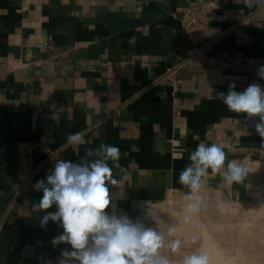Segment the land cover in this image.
<instances>
[{
  "label": "crops",
  "instance_id": "obj_1",
  "mask_svg": "<svg viewBox=\"0 0 264 264\" xmlns=\"http://www.w3.org/2000/svg\"><path fill=\"white\" fill-rule=\"evenodd\" d=\"M205 0H0V264H59L52 239L63 229L44 211L10 204L21 159L33 185L58 160L81 163L101 143L120 149L108 183L109 216H127L164 237L159 254L172 264L205 254L209 264H264V137L259 116L229 111L219 98L243 91L264 65V0H215L210 49L194 59L180 25L183 8ZM84 132V144L68 145ZM200 143L216 144L225 167L248 171L227 184L202 177L197 193L178 183ZM198 195V211H189ZM56 211V206L46 210ZM173 229L172 234L169 230ZM180 240L173 251L169 244ZM91 244V240L89 241ZM71 264H78L72 261Z\"/></svg>",
  "mask_w": 264,
  "mask_h": 264
},
{
  "label": "clouds",
  "instance_id": "obj_2",
  "mask_svg": "<svg viewBox=\"0 0 264 264\" xmlns=\"http://www.w3.org/2000/svg\"><path fill=\"white\" fill-rule=\"evenodd\" d=\"M251 8L253 0H244ZM257 75L264 79V65L257 69ZM219 98L229 111L245 113L248 116H259L256 132L264 137V86L253 82L243 91H236L235 83L229 85L226 93H219ZM84 132L69 133L66 137L68 145L84 144ZM86 157L96 156L98 159L81 163L70 160H58L44 179L35 182V191H42L38 203H34L32 211L45 214L40 226L45 227L49 221L62 227V234L51 241L55 248L61 243L71 246V250H63L59 264H172L159 254L164 246V237L152 229L145 228L139 221L133 222L127 216H109L106 210L111 205L108 183L115 184L112 178V167H119L120 149L111 144L101 143L97 148L85 150ZM225 153L216 144L200 143L189 155L190 164L179 173L178 183L197 193L202 187V177L220 173L227 184L239 183L244 179L247 169L236 161L227 163ZM195 201L189 205V211H198L201 198L192 195ZM56 206V211H46ZM174 230L170 229L171 235ZM91 240V244L89 241ZM181 241H171L169 246L178 251ZM51 264V262H49ZM180 264H209L207 255L192 253L186 255Z\"/></svg>",
  "mask_w": 264,
  "mask_h": 264
},
{
  "label": "built area",
  "instance_id": "obj_3",
  "mask_svg": "<svg viewBox=\"0 0 264 264\" xmlns=\"http://www.w3.org/2000/svg\"><path fill=\"white\" fill-rule=\"evenodd\" d=\"M217 8L215 0H205L181 10L179 18L181 28L194 47L189 60L210 49L211 42L208 40V33ZM34 174L35 172L29 169L27 159L22 158L18 174L19 185L10 204V208L15 209L19 216L24 217L30 213L29 196L32 191Z\"/></svg>",
  "mask_w": 264,
  "mask_h": 264
}]
</instances>
